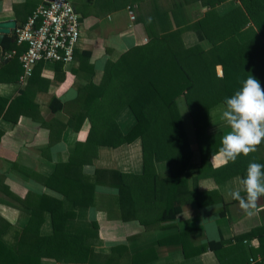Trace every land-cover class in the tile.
I'll list each match as a JSON object with an SVG mask.
<instances>
[{"label":"crops","instance_id":"0c3cea01","mask_svg":"<svg viewBox=\"0 0 264 264\" xmlns=\"http://www.w3.org/2000/svg\"><path fill=\"white\" fill-rule=\"evenodd\" d=\"M45 1L0 0V22L14 20L18 26ZM174 1L75 0L76 9L81 14L83 38L75 51L74 61L42 62L24 83L20 80L23 68L19 59L6 58L3 43L9 38L8 47L11 49L21 51L23 47L15 43V29L5 36L0 45V97L9 99L6 108L11 103L12 108L9 117L0 114V264H89L62 263L52 256L39 253L38 229L45 236L53 232L52 210L56 199H62L64 211L76 212V216L68 220L66 229L84 234L86 242L97 252L109 254L115 245H128L129 250L122 257V264H132L133 251L154 245L157 258L153 262L148 259L146 263L222 264L212 250L186 256L183 243L172 241L173 237L196 228L193 234L185 237L187 247L192 251L208 240L222 239L234 243L237 235L264 224V197L257 201L249 215L241 208L239 201H232L230 195L241 187L240 180L245 177L248 160L249 163L257 161L264 165V142L248 156L243 155L235 162L222 164L219 167L221 175L214 170L212 176L200 179V190L217 189L223 201L203 208L196 203H187L176 221L169 223V226L165 223L163 227L157 224L145 229L136 220L117 218L118 207L112 200L116 193L102 186L95 192L91 205H74L65 195L66 192L62 191L67 190L62 175L54 179L57 168L69 162L77 145L88 138L91 128L89 118L82 121L79 129L73 125H78L88 102L109 100L111 105L106 112L110 113V117L117 112L112 103L120 97L118 89L111 87L104 95L103 91L98 90L108 62L118 60L124 52L148 38L143 23L138 20L140 16L155 20L156 15L165 10L174 19L171 11ZM239 3L241 0H225L219 8L226 12ZM131 10L135 18H132ZM199 10H206L201 2H189L183 13L184 19L190 18V22H193L194 14ZM250 26L264 40V13L252 18ZM182 39L187 47L198 43L206 48L211 46L208 40L201 41L193 29L182 32ZM216 70L218 75L223 74L222 65H217ZM21 91L24 94L19 96ZM178 101L187 131L194 137L185 98L182 96ZM224 108V103L212 107L208 127L210 134H225L227 126L221 119ZM186 116H189L190 127ZM116 121L122 132L127 133L136 122L131 107L122 108L116 115ZM219 161L222 159L218 158ZM156 167L161 179L172 173L168 161L157 162ZM95 168L142 173L141 138L119 146H98L92 163L84 164L83 171L91 173ZM223 208H226V214L221 216ZM26 229H29L28 233ZM161 239L167 242L160 243ZM252 243L257 245L259 241L251 239L244 244ZM146 259L147 256L142 258L144 262ZM250 260L252 263L257 261L255 258Z\"/></svg>","mask_w":264,"mask_h":264},{"label":"trees","instance_id":"16d2710c","mask_svg":"<svg viewBox=\"0 0 264 264\" xmlns=\"http://www.w3.org/2000/svg\"><path fill=\"white\" fill-rule=\"evenodd\" d=\"M224 1L175 0L171 6L174 19L165 10H161L155 20L153 17L138 18L148 38L124 52L118 60L108 62L103 82L98 87L103 95L111 87L118 89L120 97L112 103L117 112L110 117L106 112L110 101L95 100L88 102L78 125L72 120L79 129L82 121L89 118L90 133L85 142L77 145L69 162L57 168L54 179L62 175L67 186V190L62 191L74 205H91L98 187H106L116 193L112 200L118 207L117 218L136 220L150 229L157 224L163 227L165 223L176 221L187 203L203 208L223 201L217 189L204 191L199 188L200 179L212 176L214 170L221 175L219 167L225 164L223 160L217 162L224 133L208 132L210 111L231 97L249 75L259 80L264 88V40L250 26L252 18L264 13V0H241L235 7L222 12L219 6ZM189 2H201L206 8L194 14L193 22L190 18L184 19ZM187 29L196 31L201 41L208 40L210 48L201 43L187 47L182 39V32ZM9 41L8 38L3 43L6 50L12 48L8 47ZM217 65H222V75H218ZM22 94L23 91L19 96ZM182 96L192 120L194 137L187 131L180 112L178 99ZM8 102L9 99L0 97V114L6 117L12 108V103L6 108ZM125 106L131 107L136 120L127 133L122 132L116 121V115ZM138 138L143 145L142 173L97 168L84 173V164L92 163L98 146H119ZM160 161L170 163L172 173L169 177H159L156 164ZM241 195L246 196L244 192ZM53 208V232L45 236L38 229L41 255L52 256L62 263L122 264L128 245L120 243L113 246L112 253H99L86 242L84 234L66 229L68 220L76 216L75 211H64L62 199H56ZM225 214L226 208H223L220 215ZM196 230L182 231L171 239L183 243L186 256L212 250L222 264H264V224L237 235L234 243L208 240L189 251L185 237ZM251 239H257L259 244H244ZM167 241L161 239L160 243ZM156 258L154 245L133 251L132 264H149L146 263L148 259L153 262ZM251 258L257 261L252 263Z\"/></svg>","mask_w":264,"mask_h":264},{"label":"clouds","instance_id":"9594fccd","mask_svg":"<svg viewBox=\"0 0 264 264\" xmlns=\"http://www.w3.org/2000/svg\"><path fill=\"white\" fill-rule=\"evenodd\" d=\"M241 83L242 86L225 99L221 115L227 130L217 155L224 163L235 162L240 155L248 156L264 142V88L251 75ZM240 185L230 195L251 215V209H255L257 201L264 197V165L250 162ZM241 192L246 196H242Z\"/></svg>","mask_w":264,"mask_h":264},{"label":"built area","instance_id":"2783aa9c","mask_svg":"<svg viewBox=\"0 0 264 264\" xmlns=\"http://www.w3.org/2000/svg\"><path fill=\"white\" fill-rule=\"evenodd\" d=\"M130 13L135 18L133 10ZM82 38L83 24L75 0H46L15 28L14 40L22 50L9 49L4 55L18 56L23 68L20 80L24 83L42 62L74 61Z\"/></svg>","mask_w":264,"mask_h":264},{"label":"water","instance_id":"95a60500","mask_svg":"<svg viewBox=\"0 0 264 264\" xmlns=\"http://www.w3.org/2000/svg\"><path fill=\"white\" fill-rule=\"evenodd\" d=\"M16 26L17 22L14 20L0 22V45L2 44L6 35L13 33V30L16 28Z\"/></svg>","mask_w":264,"mask_h":264},{"label":"rangeland","instance_id":"374dc122","mask_svg":"<svg viewBox=\"0 0 264 264\" xmlns=\"http://www.w3.org/2000/svg\"><path fill=\"white\" fill-rule=\"evenodd\" d=\"M186 119L188 120V127H190L189 125H191V123L189 122V116H186Z\"/></svg>","mask_w":264,"mask_h":264}]
</instances>
